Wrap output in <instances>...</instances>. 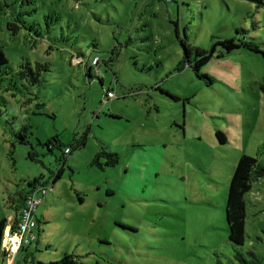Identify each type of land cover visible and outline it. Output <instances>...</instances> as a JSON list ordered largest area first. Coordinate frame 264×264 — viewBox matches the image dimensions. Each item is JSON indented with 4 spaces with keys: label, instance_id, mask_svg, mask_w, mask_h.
<instances>
[{
    "label": "rangeland",
    "instance_id": "374dc122",
    "mask_svg": "<svg viewBox=\"0 0 264 264\" xmlns=\"http://www.w3.org/2000/svg\"><path fill=\"white\" fill-rule=\"evenodd\" d=\"M223 38L264 49V0H0V219L46 186L17 264H264V177L243 244L225 211L240 156L264 167V55Z\"/></svg>",
    "mask_w": 264,
    "mask_h": 264
},
{
    "label": "trees",
    "instance_id": "16d2710c",
    "mask_svg": "<svg viewBox=\"0 0 264 264\" xmlns=\"http://www.w3.org/2000/svg\"><path fill=\"white\" fill-rule=\"evenodd\" d=\"M180 42L184 50L186 62H188V65H191L196 72H198L200 67L208 61V59L211 57L212 54H214V49H212V51L208 53L203 48L192 47L185 39H181ZM216 43L219 44L222 48V51L217 53V56L223 55V52H228V51L230 52L240 47H245L254 52L262 53L264 55V49L258 43L253 42L252 40L235 41L234 39L231 38H223L216 41ZM192 55L195 57V59L193 63L190 64V58ZM75 58H79V61L76 63H83L82 57L76 56ZM6 62H7V58L0 46V66L6 64ZM92 63L97 64L98 59L93 58ZM84 66L86 68V72L89 75H91L92 67L88 66L87 61L85 62ZM200 76L204 77L205 75H200ZM35 80H38V78ZM109 90L110 89H108L107 91ZM161 91L166 92L162 89ZM0 114H1V110H0ZM217 137L221 143L224 142L225 137L221 132H217ZM22 141L25 140L22 138ZM55 142L56 141L48 142L50 148L54 145ZM102 149L96 156L97 157L105 156L106 157L105 164L107 165L115 164L118 160L116 153L105 151ZM96 160L97 158L95 159V161ZM97 164L101 165L98 161ZM260 177H264V167L258 164V161L255 157L246 154L241 155L237 161V164L235 166V169L231 177L228 194H227L226 206H225L228 239L230 240L231 243L235 245H241L244 242V232H245L244 196L248 191H250L252 181ZM29 185L33 186L34 184L29 183ZM24 195L25 193L22 195L21 206L23 203ZM19 210L20 209L15 208L11 222L12 229L16 225ZM7 225H8V221L6 218L0 219V257H2V259L0 258V264H5L3 251L1 249V243H2V234ZM235 257L240 261H245L243 254L240 252H236ZM38 264H42V263H38ZM47 264H75V260L71 255L65 254L59 260L51 261ZM217 264H222V263L218 262Z\"/></svg>",
    "mask_w": 264,
    "mask_h": 264
},
{
    "label": "built area",
    "instance_id": "2783aa9c",
    "mask_svg": "<svg viewBox=\"0 0 264 264\" xmlns=\"http://www.w3.org/2000/svg\"><path fill=\"white\" fill-rule=\"evenodd\" d=\"M114 97L115 93L111 89L106 91L104 95L105 101ZM69 151L70 148L68 147L64 149V153H68ZM39 192H41L42 195L46 193V186H44V184L33 185L32 188L25 193L15 227L13 229L11 228L12 220L10 218L9 224L3 231L1 249L3 251L5 264H16L15 260L19 252L23 248H27L34 244L37 240L36 211L41 202V198L37 195Z\"/></svg>",
    "mask_w": 264,
    "mask_h": 264
},
{
    "label": "crops",
    "instance_id": "0c3cea01",
    "mask_svg": "<svg viewBox=\"0 0 264 264\" xmlns=\"http://www.w3.org/2000/svg\"><path fill=\"white\" fill-rule=\"evenodd\" d=\"M111 192V191H110ZM112 193V192H111ZM20 209V208H19ZM14 211H15V209H14ZM14 211H13V213H10L9 215H8V217H7V221H8V224H9V220H10V218H11V220H12V218H13V215H14ZM27 250V248L25 247V248H23L21 251H26ZM20 251V252H21Z\"/></svg>",
    "mask_w": 264,
    "mask_h": 264
},
{
    "label": "flooded vegetation",
    "instance_id": "af4514ba",
    "mask_svg": "<svg viewBox=\"0 0 264 264\" xmlns=\"http://www.w3.org/2000/svg\"><path fill=\"white\" fill-rule=\"evenodd\" d=\"M70 152V151H69ZM35 185V184H34ZM32 187V186H31ZM52 187V186H51Z\"/></svg>",
    "mask_w": 264,
    "mask_h": 264
}]
</instances>
